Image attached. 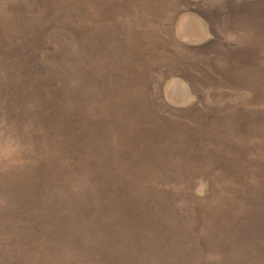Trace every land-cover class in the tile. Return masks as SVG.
Here are the masks:
<instances>
[{"label":"rangeland","instance_id":"374dc122","mask_svg":"<svg viewBox=\"0 0 264 264\" xmlns=\"http://www.w3.org/2000/svg\"><path fill=\"white\" fill-rule=\"evenodd\" d=\"M0 264H264V0H0Z\"/></svg>","mask_w":264,"mask_h":264}]
</instances>
